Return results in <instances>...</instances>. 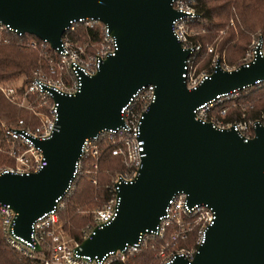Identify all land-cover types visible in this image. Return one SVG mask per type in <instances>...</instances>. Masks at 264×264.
Masks as SVG:
<instances>
[{"label":"water","instance_id":"1","mask_svg":"<svg viewBox=\"0 0 264 264\" xmlns=\"http://www.w3.org/2000/svg\"><path fill=\"white\" fill-rule=\"evenodd\" d=\"M173 0H0V20L54 48L73 19L108 25L118 48L80 88L53 90L59 115L52 134L36 139L47 163L30 173H0V203L16 211L15 231L29 236L34 220L51 210L72 179L87 137L123 124L122 108L144 84L156 98L142 120L145 152L133 181L120 184L116 217L85 238L82 253L103 256L157 226L171 197L184 191L190 204L216 211L192 260L173 264H264V124L252 137L195 117V108L218 94L264 80V55L236 68L220 60L196 88L183 76L190 49L172 29L182 12ZM40 247V245L38 246Z\"/></svg>","mask_w":264,"mask_h":264},{"label":"built area","instance_id":"2","mask_svg":"<svg viewBox=\"0 0 264 264\" xmlns=\"http://www.w3.org/2000/svg\"><path fill=\"white\" fill-rule=\"evenodd\" d=\"M172 5L175 10L182 12L173 20L172 29L183 47L190 49V54L185 60L183 76L187 87L193 89L215 68L216 63L210 70H200L196 63L205 47L210 52L214 51V47L210 44L205 46L194 37L196 34L194 23L200 18L196 0H173ZM79 26L85 28L99 26L101 47L95 51L88 50L91 36L86 43L75 42L72 34L78 32ZM6 30L19 35L30 34L19 32L0 20V34ZM26 44L37 50L41 58L48 62L52 73L60 74L53 77L42 73L38 68L26 83L0 82V90L7 98L23 107L32 108L35 115L40 118L38 124H28L25 118H20L15 124H8L0 119V143L6 146L9 155L15 160V163L1 167L0 173L5 171L30 173L38 171L47 163L43 148L37 145L35 140L47 138L56 127L59 108L53 97V90L76 92L80 88L83 74L96 73L101 62L118 48L116 37L110 32L108 25L92 17L73 19L62 36L60 47L54 48L48 40L39 37H30ZM257 50L264 55L263 35L255 40L253 48L242 63L249 64L255 58ZM222 66L226 69L238 67L227 64ZM65 71L72 77L71 83L65 81ZM263 81L259 79L253 85L259 86ZM240 90H229L205 101L195 108V117L212 122L220 128H234L247 137L254 136L257 123L264 124V113L248 118L243 112L239 117L229 118V109L219 108L224 101L239 96ZM33 96L50 102L47 108H36L32 101ZM155 98L156 85L153 83L142 85L122 108L123 124L102 129L96 135L85 139L75 173L66 191L57 199L51 210L34 220L28 237L15 231L16 211L10 204L0 203V228L6 243L12 249L21 256L39 259L43 264H134L133 258L145 248L154 251L157 264H173L178 255L189 260L194 258L206 229L214 222L216 211L208 203L190 204L188 194L184 191H179L171 197L157 226L141 233L137 241L128 242L123 248L111 250L103 256H93L79 250L80 243L91 237L96 228L103 227L116 217L121 200L120 184L136 179L146 154L145 140L141 136L142 120ZM106 150L119 155L124 167L107 183V196L93 209L92 223L84 229L82 239H78L66 230L61 210L66 207V199L72 195L82 175H86L97 190L100 183L101 157ZM193 231L195 239L191 240L190 244H183L192 239Z\"/></svg>","mask_w":264,"mask_h":264},{"label":"trees","instance_id":"3","mask_svg":"<svg viewBox=\"0 0 264 264\" xmlns=\"http://www.w3.org/2000/svg\"><path fill=\"white\" fill-rule=\"evenodd\" d=\"M197 11L200 15L196 26L195 38L203 43H218V50L226 49V59L229 63L241 65L239 58L244 54L246 44L255 34L264 35V0H196ZM233 18L234 23L231 24ZM225 30L224 33H220ZM86 33L91 41H101L100 27L86 28ZM260 34L258 35V37ZM30 37L34 34L19 35L13 31H4L0 34V82L8 81L20 75L27 76L24 83L28 82L35 70L42 67L48 70L45 61L39 52L27 46ZM76 40V33L72 34ZM206 46V45H205ZM90 50V46L88 48ZM214 51H207L205 47L197 58L198 68L205 69L209 65ZM222 59V56H221ZM23 91V87L21 88ZM234 102H244V106L233 108ZM241 105V104H240ZM229 109V118H235L246 113L248 118L257 117L264 113V81L261 85H253L240 90V95L231 100H226L219 108ZM244 107V108H243ZM231 108V110H230ZM31 113L17 102L11 101L0 90V119L8 124H15L20 118H25L28 124H34ZM35 119V118H34ZM3 144L0 143V148ZM7 160L5 152L0 149V163ZM124 163L119 155L106 150L100 162V183L97 190L94 189L86 175H82L72 195L66 199V207L61 210L63 218L70 220V233L82 239L83 231L92 223V216L82 215L77 212L78 206L96 201L99 196L108 194L107 183L112 173L119 168L121 171ZM99 191V192H98ZM99 195V196H98ZM98 196V197H97ZM196 237L195 231L191 238L183 244H190ZM134 264H157L154 251L145 248L133 258ZM0 264H43L39 259L21 256L5 241L0 228Z\"/></svg>","mask_w":264,"mask_h":264},{"label":"rangeland","instance_id":"4","mask_svg":"<svg viewBox=\"0 0 264 264\" xmlns=\"http://www.w3.org/2000/svg\"><path fill=\"white\" fill-rule=\"evenodd\" d=\"M234 23V20L233 18L231 19V24ZM195 29H196V26L194 25ZM225 30H221L220 33H224ZM260 35H262L261 33H259ZM259 34H255L252 39L250 40V42H248L246 44V49L244 51V54L239 58L238 62H243V60L245 59L247 53L253 48L254 46V42L255 40L258 38V35ZM76 40L75 42L77 43H86L89 41V37H88V34L86 33V28L84 26H79V30L78 32H76ZM264 37V35H263ZM210 44V46H213L214 47V53L213 56L211 57V60L209 62V65L207 66V68L205 69H201V70H210L214 64L217 62V60H220L222 65H229L231 67H234V66H239V65H236L237 63L235 64H231L228 62V60L226 59V49H224L222 52L218 50V43H214V42H207L205 45H208ZM90 50L89 51H95L97 50L99 47H101V41H91L90 42ZM89 48V47H88ZM221 56H222V59H221ZM45 61V60H44ZM46 65H47V69L48 70H44L42 67H39L41 69V72L42 73H45V74H49L50 76H53V77H57L60 73H52L51 70L49 69V66H48V62L45 61ZM64 78H65V81L71 83L72 82V77L69 75V73L67 71L64 72ZM27 76L25 75H20L18 77H15L13 79H10L8 81H3L1 83H14V84H22L25 82ZM32 101L33 103L35 104L36 108H39V109H46L47 108V104L50 103V102H46L45 100H43L42 98L40 97H36V96H33L32 98ZM241 104V105H240ZM244 106V102H234L232 107L235 108V107H239V106ZM26 109H28L31 113V118L32 121H29L31 123H34V124H38L40 122V118L38 116L35 115L34 111L32 108H28V107H24ZM244 108V107H243ZM231 110V108H230ZM35 118V119H34ZM3 152H5L6 154V157H7V160L3 163H0V168L1 167H4V166H7V165H11L13 163H15V160L13 157H11L8 153V151L6 150V146H1V148ZM119 168H117L113 173L112 175L109 177L108 179V182H110L112 180V178H114L118 172H119ZM99 192V191H98ZM99 196V195H98ZM97 196V197H98ZM96 201H92V202H89V203H85V204H82L80 206H78L77 208V212L82 214V215H89V216H92V211L93 209L98 206L99 204H101L104 200V197L102 196H99L98 198L95 199ZM63 218V217H62ZM63 221L65 223V228L68 232H70L69 230V223H70V220L68 218H63Z\"/></svg>","mask_w":264,"mask_h":264}]
</instances>
